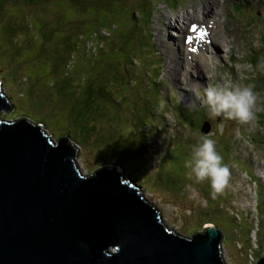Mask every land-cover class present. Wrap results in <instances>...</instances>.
<instances>
[{"label": "rangeland", "instance_id": "obj_1", "mask_svg": "<svg viewBox=\"0 0 264 264\" xmlns=\"http://www.w3.org/2000/svg\"><path fill=\"white\" fill-rule=\"evenodd\" d=\"M135 1L137 2L133 6L142 7L143 5L146 12L153 7L154 10L150 12L149 16L148 13L145 15L144 12L140 14L133 13L136 29L129 25L127 31L133 33V35L131 34L133 41L137 40L130 45H127L125 40L121 41L123 49L117 51L112 57L114 58L113 65H117L118 76L120 77V75L125 73V76L129 77L127 83L118 81L122 83V90L128 91V99H132V102H134L129 103L128 101L129 108L134 112V119L139 117L137 122L140 120V124L144 123V127L143 125L141 127L144 128L142 139L145 143L139 140L136 142L145 147L146 153L144 157L149 162L145 161L149 171H144L141 167L137 171L136 167L138 165L136 164L129 169V172L132 175H137L135 178L140 180L142 186L138 185L141 186L146 197L157 205L163 221L170 228L184 235L192 236L198 231H203L206 224L215 223L223 232L221 256L225 264H256L258 256L260 258L264 254V116L262 111H256L255 119L249 124H240L235 120H225L222 117L221 119H213L209 115L206 103H204V96L205 89L215 82L218 85H222L225 81H231L234 85L243 87L253 85L257 81L254 77H256V67L259 66L255 63L257 60L264 61V41L259 36L263 34L264 40V2L260 0H221L224 4L221 5V8L218 7L215 10L221 15L220 18L230 25L227 29L230 33L226 32L227 35L222 33V38L224 41L233 44V49L227 50L226 47L219 43L220 41H213L210 42L207 48L200 49L197 52L199 59L193 55L194 51L189 53L186 50L177 49L182 51L179 54V57H181V69H179L176 65L172 66V63L168 61L164 64L162 48L158 49V38L159 40L162 39L160 37L161 30L177 26L175 19L169 18L168 22L165 16L161 17V10L163 14L166 12L176 13L172 12V10L180 12L185 8H190L192 5H201L204 0L193 2L190 7H187L190 0ZM125 2L127 8H129L130 2L128 0ZM4 3L6 10L3 13L0 10V59L4 61V67L1 68L0 64V79L3 82L6 94L12 97V102L14 103L15 101L17 106L10 112L4 111L2 115L9 119L25 117L34 121L44 120L51 130L61 135L62 127L66 126L67 123L64 113L47 114L46 111H50L49 107L52 104L49 101H45V111L42 107V101L36 98L34 94L30 98L29 91L26 90L28 85L34 84L36 85L34 91H38L40 94L47 91L49 98L54 101L65 92L62 86L64 81L58 78L56 86L48 88V83H53L54 78L50 74L52 67L48 63L56 59L55 54L48 51V49L40 50L35 48L34 50H26V46L23 49L20 47L26 38L27 27L31 29L32 33H37L38 29L41 31L39 18L44 15L42 5L39 4L41 9V14L39 15L38 6L35 9L33 7L28 9L12 1ZM229 3L234 5L236 3L239 7H244L246 6L245 3H248V7H246L255 14L245 13L244 9L234 12V14L243 16V18L250 17L254 19V27L252 26L250 32L243 26L239 16L229 23L228 18L224 15V11L227 12L228 10ZM45 5L46 3L43 4L44 7ZM52 8V5H48L46 12H51ZM213 15L210 14L209 17L212 18ZM158 16L161 20L166 21V26L163 29L157 25ZM102 21H105V19H102ZM247 21V19H244V23ZM7 28L12 30V32H5ZM213 28L216 33L215 25H213ZM175 30L173 29L174 32ZM100 35L105 37L109 34L102 30ZM171 36L176 37L172 34V31H168V38H171ZM37 37L38 33L34 40L31 39L29 41L30 47L34 46L36 41V45L40 44L42 38L39 36L38 40H36ZM55 38L56 35L47 34L46 42H50L49 45H51V41H54ZM220 40L224 44L221 38ZM138 43H140V46H136ZM167 43L169 44L166 47H176L172 41ZM148 47H152L154 51H151ZM126 50L133 54L132 63L128 62V67H125L127 72L124 67L120 68L121 65L118 62L124 59ZM143 50L151 53L153 58L160 59L161 65L163 63V66L159 67L160 76L150 71L149 74H146V70L144 71L143 68L147 69V67L140 66L143 60L140 53H143ZM168 52L172 53V55L175 54L174 48H171ZM138 53L141 62H137L138 60L135 58ZM186 54L190 57H186ZM85 55L87 56V50H85L83 56L85 57ZM254 58L255 61L252 60ZM88 59H90L89 56ZM63 60L60 59V63ZM186 60L191 61L186 64ZM193 61L194 65H190ZM203 62L209 64L210 68L208 70H206V65ZM63 64H60L61 68ZM5 68L7 69L6 71H4ZM116 69L114 68L112 71L113 74H115ZM135 70L139 72L134 73L133 71ZM57 72H59V67ZM178 73L180 74L179 78L177 77ZM132 76L137 79L131 78ZM170 76L176 77V79H172ZM22 78H24V82L20 84V88H17V93H15L13 88ZM145 78L150 80L148 84L145 83ZM130 79L136 83H131ZM189 79H194L192 86L189 85ZM208 80L209 82L206 83ZM112 88L115 89L116 86H112ZM105 90L110 92V87L107 86ZM262 91L264 92V90ZM59 92L61 94H58ZM170 92L175 95V98L172 99L173 102L168 98ZM118 94L121 97V93ZM14 96L16 97L15 99ZM108 97H110V93ZM17 98L19 101H17ZM31 102L32 104H30ZM261 102L264 103L263 94L260 95L257 101L259 108L262 106ZM174 107L180 110L181 114L185 111L189 116L194 115L193 118L190 117L191 123L187 124L188 121H184V119L179 117L178 113L174 112L176 110ZM171 109L174 114H172ZM205 119H209L212 123V132L211 130L202 132V121ZM108 125L110 127V124H105V126ZM123 126H125V129L128 127L127 119L123 121ZM123 134H118L117 136L120 142L126 144L130 139V134L128 132ZM205 134H207L208 138L216 141V147L219 144L225 145L224 143H226L229 146L228 149H231L228 156H225L226 152H220L223 157V163L231 170L229 185L217 196H214V199L210 197L211 195L207 196L208 193H212L210 181H204L203 184L205 185L198 183L189 167L186 168V178H181V184L177 189L164 190L163 185L159 186L157 181L151 180L149 174L154 176V173H158V169L162 165L169 169L171 167L175 169L173 163L168 159L175 163L174 159L177 155L182 154V150L185 149L180 145L181 140H184L183 136L191 135L198 139L199 135L205 136ZM99 136L100 134L94 133L89 140L83 138L79 142L80 145L78 144L79 150L76 162L84 174H88V172L104 165L123 169L122 166L115 163L100 162L99 155L103 153L100 150H104L105 146L97 143V140L100 139ZM52 137L55 140L61 139H56V135ZM136 147L132 145V148L136 149ZM123 171L126 174L124 169ZM167 171L168 169H165V176ZM250 173H253V176L255 174L260 177L261 181L258 180L260 182L259 185L255 182L256 180H253L254 178H249L248 174ZM218 210L219 212H216Z\"/></svg>", "mask_w": 264, "mask_h": 264}, {"label": "water", "instance_id": "obj_2", "mask_svg": "<svg viewBox=\"0 0 264 264\" xmlns=\"http://www.w3.org/2000/svg\"><path fill=\"white\" fill-rule=\"evenodd\" d=\"M2 83L0 264H225L215 223L184 235L123 169L84 174L68 138L55 141L40 122L2 115L13 106ZM210 130L205 122L202 132Z\"/></svg>", "mask_w": 264, "mask_h": 264}, {"label": "trees", "instance_id": "obj_3", "mask_svg": "<svg viewBox=\"0 0 264 264\" xmlns=\"http://www.w3.org/2000/svg\"><path fill=\"white\" fill-rule=\"evenodd\" d=\"M3 1H12L28 9H32V7L35 9L38 6L39 15L41 14L39 4H41L43 8L44 15L39 18L41 22V31L39 29L37 30L38 37L36 38V40H38L39 36H41L42 40L40 44L36 45L37 41L35 40L36 43H34V46L30 47L29 41L31 39L34 40L37 33H32L31 29L26 26L28 32L25 33L26 38L20 47L23 49L26 46V50H34L35 48H39L40 50L48 49V51L55 54L57 61L55 59L48 63L49 66L52 67L50 69V74L54 77L53 83H48V88L55 87L58 78L64 81L62 86L65 92L63 95H59L56 101H54L49 98L47 91L41 94L38 91H34L36 87L34 84L28 85L26 90L29 91L30 98L34 94L36 98L42 101V107L45 111V101H49L52 104V106L50 105L49 107L50 111H46L47 114L63 112L64 116H66L67 123L66 126L62 127V131L60 132L61 135H59L51 130L44 120H39V122L45 125V128L51 136L56 135V139L63 137L69 140L71 139L77 146L80 145L79 142L83 138L89 140L92 134H100V139L97 140V143L105 146L104 150H100V152H103L99 155L100 162L115 163L116 165L122 166L126 172L125 175L142 186L140 180L135 178L137 175H132L129 169L137 164V171L140 167L143 168L144 171L148 170L147 164L145 163L147 159L144 157L146 153L145 147H142V145L136 142L139 140L145 143L142 139L144 128L141 127V125L144 127V123L140 124V120L137 122L139 117L134 119V112L129 108V103L132 102V99H128V91L125 89L122 90V83L120 82L125 81L127 83L129 77L125 76V73L124 75H120V77L118 76L116 69L117 65H113L114 58L112 57L117 51L123 49L121 41L125 40L127 45H130L137 40L133 41L131 39V34L133 35V33L127 31L129 25H132V28L136 29L133 13L140 14L144 12L145 15L148 13L149 16L152 8L146 12L143 5L142 7L137 5L133 6L137 2L135 0H128L130 2L129 8H127L125 2L127 0H0V10L2 13L6 10ZM44 3H46L45 7L43 6ZM48 5L53 6L51 12H46ZM102 19H105V21H102ZM102 30L106 31L109 35L102 37L100 35ZM124 30L126 31L124 32ZM8 31L12 32V30L7 28L5 32ZM47 34L56 35L55 40L51 41V45H49L50 42H46ZM136 46H140V43ZM85 50H87V56L85 55L84 57ZM88 56L90 59H88ZM132 57L133 54L126 50L124 59L118 61L121 65L120 68L124 67V70L127 72L125 67H128V64L132 63ZM139 57L140 56H137L135 58L138 59ZM60 59H64L62 63H60ZM139 60L141 62L140 58ZM261 61L263 60H257L255 64L259 66ZM118 62L117 64L119 66ZM0 64L1 68L4 67V61L2 59H0ZM60 64H63L62 68ZM58 67L59 72L56 73ZM113 67L116 69L115 74L112 72L114 70ZM256 68V77L254 78H256L257 81L253 84L255 86L254 90L260 93V95H264L262 91L264 90V70L260 67ZM6 70L5 68L4 71ZM144 70L147 69L144 68ZM138 72L139 71H137V73ZM23 82L24 78H22L20 82L18 81L16 86H14L15 88H13V90L15 93H17V88H20V84ZM130 82L135 83L134 80L131 79ZM107 86L110 87V92L105 90ZM112 86H116V88L113 89ZM109 93L110 97H108ZM118 93H121V97ZM58 94H61V92ZM15 98L14 96V99ZM17 101H19L18 98ZM13 104H15L14 107L17 106L15 101ZM30 104H32V102ZM261 105V108H263L264 103L261 102ZM262 115L264 116V111H262ZM190 117L193 118L194 115L189 116L185 111L181 114V118L184 119V121H188L187 124L191 123ZM115 119L116 121H114ZM126 119L128 121V127L125 129L123 121ZM193 123L195 124L194 121ZM105 124H110V127L109 125L105 126ZM124 132L130 134V139L126 144L120 142L117 136ZM200 137L203 136L199 135L198 139H195L191 135H186V137L183 136L184 140H181L180 145L185 149L182 150V154L177 155L174 159L175 163L171 159H168L173 163L175 169L172 167L169 169L162 165V167L158 169V173H154V176L153 174H149L151 180L157 181L159 186L163 185L164 190L177 189L181 184V178H186V168L188 167V162L193 157V147L200 142ZM224 144L225 145L219 144L216 150L218 153L224 151L226 152L225 156H228L230 155L231 149H228L229 146H227L226 143ZM132 145L137 146L136 149L132 148ZM165 169H168L166 176L164 175ZM248 176L250 179L254 178L253 180H256L255 182L259 185L260 182H258V180L261 181L260 177H257L255 174L253 176V173L248 174ZM256 177L257 179H255ZM207 196L213 197L214 199V196H217V194L213 195V193H208ZM216 212H219V210ZM203 225L200 227L201 229ZM258 259L259 256L257 260Z\"/></svg>", "mask_w": 264, "mask_h": 264}, {"label": "clouds", "instance_id": "obj_4", "mask_svg": "<svg viewBox=\"0 0 264 264\" xmlns=\"http://www.w3.org/2000/svg\"><path fill=\"white\" fill-rule=\"evenodd\" d=\"M259 67L264 70V61L260 62ZM254 88V85H234L231 81H225L222 85H209L205 89L204 103L209 109L210 117L235 120L240 124L251 123L255 119L256 111H264V108L257 106L260 93ZM187 166L198 183L210 181L213 195L221 193L229 185L231 170L217 152L216 141L208 138L207 134L193 147V157ZM111 250L119 251L114 247Z\"/></svg>", "mask_w": 264, "mask_h": 264}, {"label": "bare ground", "instance_id": "obj_5", "mask_svg": "<svg viewBox=\"0 0 264 264\" xmlns=\"http://www.w3.org/2000/svg\"><path fill=\"white\" fill-rule=\"evenodd\" d=\"M197 1L198 0H190L189 3L187 4V7H190L193 2H197ZM260 1H263V0H260ZM216 2H217V0H204V3H201V5H195L197 7H195V6L192 5L190 8H185L184 10H182L180 12L179 11H173L172 10V12H176V13L166 12V13L163 14V11L161 10V14H160L161 17L165 16V18L168 20V22H169V18H173V19H175V21H176L175 23L177 25V26H173L171 28H165V29H163L166 26V21L165 20H161V18L159 16L157 17V25L160 26L163 29L160 32V37H162V39L159 40V38H158L157 43H158V49H161L162 48L163 55L162 54L161 55L163 57L162 59H163V63L164 64H166L167 61H168V62L172 63V66L176 65L177 67H179V69H181V57H179V54L182 51L177 50V49L186 50L189 53L192 52L189 49V46L190 45L194 46L195 42L193 41L189 45H186L185 43L183 45V42H185L186 34L187 33L190 34V32L188 31V29H189L190 26H192L193 22L198 23L199 26H201V25L204 26V28H202V29H205V31H206V35L205 36L208 39L209 38L211 39L210 42L220 41L219 43L221 45H223L224 47H226L227 50L233 49L234 45L233 44H230V43H228L226 41H224L223 38H222V33L223 34H226V32H228L227 29L230 27V25L227 24L224 21V19L220 18L221 15L219 13H217V11L215 10L218 7L221 8V5H223L224 2L221 1V0H218L217 3ZM214 5H215V8H214ZM245 5L248 7V3H245ZM234 6H235L234 4L229 3L228 4V10H227V12L224 11L225 12L224 15H226V17L228 18L229 23H230L231 20L233 21L235 18H238L237 16H239V15H234L233 14V8H234ZM246 6H245V8L248 10V12H250L252 14H255V13L251 12ZM166 11H168V10H166ZM210 14H212V15L214 14L212 18L209 17ZM222 14H223V12H222ZM239 18L242 20L243 26H245V28L250 32V30L252 29V26L254 27V24H252L251 21H249V20L246 23H244V19H246V18H243V16H239ZM208 19L210 20V22H209ZM213 25H215L216 33L214 32ZM176 27H178V29H179V31L177 33L173 31V28H176ZM168 31H172V34H174V36L177 35V37L171 36V38L170 37L168 38ZM228 33H230V32H228ZM183 36H184V38H183ZM220 38L224 41V44L221 43ZM168 41L169 42L172 41L173 43H175L176 47H174V46L166 47V45L169 44V43H167ZM208 45L209 44H207L206 42L199 43L197 51L196 50H193L194 51L193 52V55L199 59V54L197 52H199L200 49L207 48ZM171 48H174V51H175V54H173V55H172V53L168 52V50H170ZM192 48H194V47H192ZM220 51H221V49H220ZM187 56H189V55L186 54V57ZM137 60L140 62L139 58ZM190 61L186 60L185 63L187 64ZM194 61L191 62L190 65H194ZM205 65H206V70H208L210 68L209 67V64H205ZM184 70H185V68H184ZM134 72L137 73V70H135ZM145 72H146V74H149L150 73L148 70H146ZM179 75L180 74L178 73V75H177L178 78H179ZM171 78L172 79H176V77H171ZM178 78H177V80H178ZM193 80L194 79H189V82H190L189 85L190 86H192ZM197 88H199V87H197ZM202 88H203V86H202Z\"/></svg>", "mask_w": 264, "mask_h": 264}, {"label": "snow or ice", "instance_id": "obj_6", "mask_svg": "<svg viewBox=\"0 0 264 264\" xmlns=\"http://www.w3.org/2000/svg\"><path fill=\"white\" fill-rule=\"evenodd\" d=\"M201 35H203V33Z\"/></svg>", "mask_w": 264, "mask_h": 264}]
</instances>
